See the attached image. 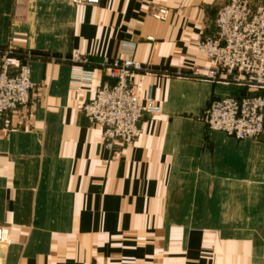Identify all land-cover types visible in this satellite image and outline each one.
Returning a JSON list of instances; mask_svg holds the SVG:
<instances>
[{
  "label": "crops",
  "instance_id": "0c3cea01",
  "mask_svg": "<svg viewBox=\"0 0 264 264\" xmlns=\"http://www.w3.org/2000/svg\"><path fill=\"white\" fill-rule=\"evenodd\" d=\"M223 2L0 0V47L36 85L0 121L3 264H264V135L210 130V101L240 88L192 76L212 67L198 44ZM127 44L147 68L138 94L162 110L109 150L81 110L108 78L97 71L93 88L72 89L70 57L80 50L95 69Z\"/></svg>",
  "mask_w": 264,
  "mask_h": 264
},
{
  "label": "built area",
  "instance_id": "2783aa9c",
  "mask_svg": "<svg viewBox=\"0 0 264 264\" xmlns=\"http://www.w3.org/2000/svg\"><path fill=\"white\" fill-rule=\"evenodd\" d=\"M94 4L99 0H67ZM156 19L166 20L169 10L156 9ZM216 30L201 39L199 50L212 67L203 74L199 67L193 77L230 82L247 88L252 97L214 98L203 111L210 130L221 131L238 140L259 139L264 135V3L254 0H226L217 13ZM135 45L123 48L122 58L104 59L95 69H87L89 60L80 50L70 57L74 90L93 88L97 71L109 80L97 85L91 99L81 110L91 125L101 127L103 142L114 150L117 143L133 144L141 132L140 120L145 114H158L160 103L148 95L140 97L136 77L147 68L134 58ZM35 83L28 63L17 64L13 53L0 47V121L10 111L29 104ZM9 229L0 226V244L9 245ZM0 264H3L0 259Z\"/></svg>",
  "mask_w": 264,
  "mask_h": 264
},
{
  "label": "water",
  "instance_id": "95a60500",
  "mask_svg": "<svg viewBox=\"0 0 264 264\" xmlns=\"http://www.w3.org/2000/svg\"><path fill=\"white\" fill-rule=\"evenodd\" d=\"M109 80V79H108ZM111 81L112 84L115 83V80H109ZM253 94L247 91L246 87H243L239 90V95H237L238 98H242V97H252Z\"/></svg>",
  "mask_w": 264,
  "mask_h": 264
},
{
  "label": "rangeland",
  "instance_id": "374dc122",
  "mask_svg": "<svg viewBox=\"0 0 264 264\" xmlns=\"http://www.w3.org/2000/svg\"><path fill=\"white\" fill-rule=\"evenodd\" d=\"M225 1H226V0H224V2L222 3V5L225 3ZM222 5H221V6H222ZM221 6H220V8H221ZM160 8H165V7H157V8H155L154 10H156V9H160ZM220 8H219V9H220ZM166 9H168V8H166ZM154 10H153V12H154ZM168 10H169V9H168ZM218 11H219V10H218ZM153 12H152V15H153ZM169 14H170V10H169ZM153 17H154V15H153ZM139 62H140V61H139ZM141 63H142V62H141ZM142 64H143V63H142ZM211 64H212V63H211ZM143 65H144V64H143ZM209 69H210V68H209ZM110 82H111V81H110Z\"/></svg>",
  "mask_w": 264,
  "mask_h": 264
}]
</instances>
